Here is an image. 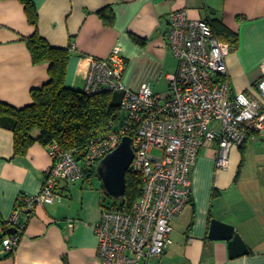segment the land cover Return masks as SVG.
<instances>
[{"label":"crops","instance_id":"crops-1","mask_svg":"<svg viewBox=\"0 0 264 264\" xmlns=\"http://www.w3.org/2000/svg\"><path fill=\"white\" fill-rule=\"evenodd\" d=\"M30 1L38 13L37 27L20 0H0V101L10 106L32 105V91L51 79L50 64H34L28 48L36 33L50 46L69 50L68 88L83 91L92 60L106 59L120 46L125 86L137 91L150 84L156 93L164 92L178 67L168 34L172 14L181 10L190 19L218 22L238 36L237 48L227 58L231 95L259 96L264 0ZM104 10L115 15L111 27L99 15ZM121 98L113 95V104ZM216 153V145L201 151L190 202L172 222L173 244L148 264H264V141L232 148L226 170L218 169ZM51 166L48 149L40 144L16 155L14 132L0 127L1 220L10 219L20 196L41 192ZM104 190L93 178L61 182L57 193L62 198L36 210L18 248L2 256L0 264H100L94 226L111 205ZM212 220L234 226L249 254L231 259L227 242L210 240Z\"/></svg>","mask_w":264,"mask_h":264},{"label":"built area","instance_id":"built-area-1","mask_svg":"<svg viewBox=\"0 0 264 264\" xmlns=\"http://www.w3.org/2000/svg\"><path fill=\"white\" fill-rule=\"evenodd\" d=\"M168 41L178 67L161 93L150 84L137 91L125 86L120 46L108 58L92 60L83 91L122 94L121 117L88 146L82 161L57 145L48 148L52 166L41 192L20 196L10 219H0L1 254L18 248L38 208L62 198L57 193L61 182H81L86 169L95 168L130 137V170L141 178V195L130 213L112 204L103 208L94 226L98 259L100 264H148L173 244L172 222L190 202L192 172L201 151L216 145L217 167L226 170L232 148H241L250 138L264 141V75L259 96L232 97L227 58L236 47L221 42L208 21L190 19L187 10L172 14Z\"/></svg>","mask_w":264,"mask_h":264},{"label":"trees","instance_id":"trees-1","mask_svg":"<svg viewBox=\"0 0 264 264\" xmlns=\"http://www.w3.org/2000/svg\"><path fill=\"white\" fill-rule=\"evenodd\" d=\"M25 5L31 25L37 27L38 13L30 0H20ZM106 26H113L115 15L111 10L100 14ZM215 36L223 43L237 48L238 36L218 22H209ZM138 43H144L137 39ZM33 63H49L50 81L43 87L32 91V105L18 109L0 101V127L11 130L15 135V154L26 155L35 144L45 148L57 145L63 151L74 152L78 161H82L88 146L96 139L106 135L111 126L121 117L118 104H113V95L101 93L88 95L84 91L65 86L70 52L68 49L54 48L37 33L28 39ZM120 102V101H119ZM251 141V138L241 147ZM98 177L96 168L86 169L85 176ZM92 178L88 180H91ZM141 178L131 170L127 173V187L124 205L111 203L120 211L130 213L141 195ZM2 238H0V258ZM14 252L8 255H13ZM7 255V256H8ZM6 257V256H5Z\"/></svg>","mask_w":264,"mask_h":264},{"label":"water","instance_id":"water-1","mask_svg":"<svg viewBox=\"0 0 264 264\" xmlns=\"http://www.w3.org/2000/svg\"><path fill=\"white\" fill-rule=\"evenodd\" d=\"M132 144V138L124 137L118 148L103 158L96 168L97 175L102 181L103 188L107 194L118 203L120 208L124 205L127 173L134 160ZM14 233L15 230L13 229L9 231V234ZM209 239L212 241L227 242L231 259L249 254L246 243L240 234L235 232V228L232 225L218 220H212Z\"/></svg>","mask_w":264,"mask_h":264},{"label":"rangeland","instance_id":"rangeland-1","mask_svg":"<svg viewBox=\"0 0 264 264\" xmlns=\"http://www.w3.org/2000/svg\"><path fill=\"white\" fill-rule=\"evenodd\" d=\"M153 154H155V155H159L160 152H158V151H154ZM95 168H97V166H95ZM88 176H89V179H90V178H93V179L96 180L97 183H101V185H102V181L100 180L99 177L94 178V177H92V175H88ZM88 176H87V177L85 176V181L88 180ZM104 191H105V190H104ZM105 194H106V198L108 199V201H111L112 204L115 203V200H114L109 194H107L106 191H105Z\"/></svg>","mask_w":264,"mask_h":264}]
</instances>
